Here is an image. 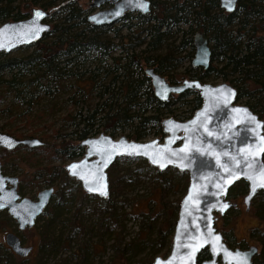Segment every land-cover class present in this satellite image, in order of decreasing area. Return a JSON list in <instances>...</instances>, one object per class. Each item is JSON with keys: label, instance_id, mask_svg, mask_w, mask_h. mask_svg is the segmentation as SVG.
Here are the masks:
<instances>
[{"label": "trees", "instance_id": "16d2710c", "mask_svg": "<svg viewBox=\"0 0 264 264\" xmlns=\"http://www.w3.org/2000/svg\"><path fill=\"white\" fill-rule=\"evenodd\" d=\"M14 2V0H0V21L3 18L24 17L31 6L50 8L48 18L54 19L48 33L51 32L55 36L43 46L42 53L35 57L29 55L27 59L28 64L31 58L36 59L31 65H35L34 69L38 70V73L30 79L35 81L36 91L41 87L45 93L60 90L65 86L62 82L63 76L70 75L73 79H78L83 73H87L86 77L91 81V88L88 87L87 90L95 86L97 89L94 94L97 99L90 111L80 115V110H77L71 115L72 125L80 123L79 127L75 126L74 129L65 132H62L61 128H52L50 133L41 132L39 136L41 138H57L60 143H66V146L52 150L53 154H60V159L80 156L82 152L78 142L74 145L69 144L65 142V136H68L67 139L70 137L78 141L85 136L94 135L97 127L111 136L116 132L120 134L128 128V132L124 135L129 139L138 140L147 132L146 123H156L157 133L161 138L159 121L166 116V112L171 110V104L179 101L189 106L190 113L172 115L178 119L188 117L200 104L197 91L190 89L171 94L166 100L161 101L155 98L149 78L143 72L142 64L150 66L167 81L173 83L182 78L209 82L210 79L219 77L222 81H227L236 89V100L243 99V103L263 119L264 135V0H237L234 10L230 12L222 10L217 0H150V9L147 13L134 12L131 15L130 12H124L118 19L129 32L127 36L129 38L124 35L119 36L126 45L123 48L124 55L109 54V51L118 44L106 36L108 31L105 28L106 24L94 25L86 20L85 14L78 6V0H21V6H19L20 2L18 4ZM56 14H61V17H55ZM133 17L136 21L130 20ZM180 24L185 27L181 28ZM196 29H199L209 42L210 54L207 67L203 69L190 66L183 72L173 71L176 65L185 56L187 57L186 54L180 55V52L185 47L190 49L193 47L192 34ZM117 30L118 27L111 29L114 33ZM177 30L180 31L179 38L177 43L173 44L174 38L171 37ZM140 33L142 35H139ZM142 45L140 50L134 51V47ZM89 50H95L101 56L91 67L88 64L95 59L90 57ZM2 54L4 53H0V57ZM106 56L110 63H105ZM22 61L24 59L17 57L0 58V83H4V87L8 90L19 85L23 90V82L17 81L21 69L27 63ZM3 69H13L17 72L10 74L8 78H1ZM87 90L82 89L81 92L88 95ZM25 102L26 107L20 112L21 114H24L32 103L30 98ZM146 111L148 112L145 113ZM96 114L99 115H97L94 129ZM76 116L79 118L74 120ZM16 135L21 134L16 133ZM28 135L31 134L28 133ZM7 152L1 148L0 157ZM262 158L264 160V151ZM120 159L124 160L126 157H117L106 170L108 195L105 198L83 193L78 182L66 176L60 168L63 177L42 212L49 217L55 216L60 206L65 205L68 196H71L68 193L70 190L75 191L74 208H78L79 203L84 202L87 197L97 199L95 213L100 220L97 226L101 229L98 233L102 234L106 231L108 235H113L114 242L110 247L119 257L122 255L125 257L123 264H150L152 257L162 245L168 244L169 247L179 197H174L167 204L165 201H160L158 205L155 202L152 206L155 207L154 210L139 209L142 222L136 237L141 234L142 228L146 229L143 234L145 236L122 241L119 231L122 224L119 220L124 219L128 212L123 210L124 197L120 196L142 177L156 179L158 181L155 184L156 192L160 197L166 196L169 190H175V184H179L178 180L183 171H178L174 167H166L158 171L155 167L147 165L143 159H139L138 166L132 169L128 167L121 169L119 166L117 169L115 165ZM141 170H143L142 173H140ZM183 179L186 182L187 177ZM183 184H181L182 188L185 189ZM245 190V181L238 179L228 188L227 195L243 194ZM250 203H254L251 212L259 221H262V225L249 228L248 234L260 243L263 253L261 264H264V190H257ZM233 209L234 207H230L226 211ZM145 220L148 221L144 224ZM74 221V217L71 216L64 223L69 228L64 237L54 235L53 231H47V223L42 225L37 248L38 257L57 252L65 245L66 240L71 239V233L74 235L77 232L96 234L84 225L81 226V223L75 224ZM119 223V229L114 231L113 227ZM151 232H153L152 235H150ZM83 245L90 246V242L86 240L80 243L78 248L81 250ZM145 246L149 248L147 255L133 259V256ZM204 255L205 250L201 249L197 260L204 258ZM14 261V255L6 248H1L0 264H16ZM66 261L67 258L61 257L55 264H63ZM33 262V264H40L38 259ZM117 263L114 262V264ZM71 264H79V261Z\"/></svg>", "mask_w": 264, "mask_h": 264}, {"label": "water", "instance_id": "95a60500", "mask_svg": "<svg viewBox=\"0 0 264 264\" xmlns=\"http://www.w3.org/2000/svg\"><path fill=\"white\" fill-rule=\"evenodd\" d=\"M236 1L232 0L230 7L226 0H217V3L222 10L230 12L234 10ZM104 3H107L106 6H101ZM88 4L97 7L85 15L86 20L94 25L117 21L124 12L144 14L150 9V0H90ZM36 12L43 15L37 18ZM49 13L50 8L31 6L24 17L2 20L0 53L39 41L50 29ZM191 42L193 53L190 65L206 68L210 54L207 38L196 29ZM143 72L149 78L152 94L158 100H166L171 94L190 89L197 91L200 104L184 119L172 116L161 118V139L135 140L124 134L113 137L102 131L79 139L82 154L63 164L65 174L77 181L84 193L105 198L108 195L106 170L117 157L143 159L158 171L166 167L183 171L187 180L177 202L168 251L163 256L154 255L150 264H157V261L160 264H169V261L171 264H251L250 255L254 246L229 248L214 222L217 215L235 206L227 190L236 180L242 179L246 183L241 198L245 210L256 191L264 190V187L258 186L264 172L261 151L264 148L263 119L246 104L237 102L236 89L227 81L211 83L182 78L173 83L150 66L143 67ZM42 144L43 140L37 136L16 137L0 131V147L4 150H11L17 145L32 147ZM237 161H240L239 167ZM74 165L77 166L75 169ZM225 168L229 171L226 172ZM233 176L238 178L227 183ZM254 183L257 187L253 193ZM16 184L17 177L3 173L0 163V210H5L14 219L18 229H23L34 224L35 218L46 207L53 187L49 185L39 189L33 199L20 195ZM89 188L99 190L89 191ZM105 190L107 194L102 195L101 191ZM225 204L228 207L221 211ZM3 242L18 256L27 255L31 248L22 244L12 231L3 234ZM203 248H206L208 257L197 260Z\"/></svg>", "mask_w": 264, "mask_h": 264}, {"label": "rangeland", "instance_id": "374dc122", "mask_svg": "<svg viewBox=\"0 0 264 264\" xmlns=\"http://www.w3.org/2000/svg\"><path fill=\"white\" fill-rule=\"evenodd\" d=\"M15 4L19 3L21 0H14ZM90 0H78V6L82 9L83 14H87L88 12L94 10L97 7L89 6ZM162 1V0H159ZM168 1V0H165ZM171 1V0H169ZM21 6V2L19 4ZM101 6H106L104 3ZM134 12H130L129 14L133 15ZM61 17V14H56L55 17ZM8 18H3L5 20ZM51 23L54 22L53 18H47ZM1 20V21H2ZM132 21H136V19L130 18ZM0 21V22H1ZM56 21V20H55ZM181 28L185 27V25L180 24ZM113 27H118L116 33L112 32L111 29ZM108 31L106 32V36L112 39L113 42L118 45L114 46L110 51V55H124L123 48L126 46L120 35H124L126 38L129 32L128 30L120 24V20L114 21L105 27ZM173 30V29H172ZM177 33V35H176ZM175 34L172 35L173 44H176L179 38L180 31L177 30ZM139 35H142L141 33ZM55 34L47 33V35L43 36L38 44H30V45H22L10 50L7 53L2 54L0 58H8V57H17L24 59L22 62H27L29 55H39L43 52V46H45L51 37H54ZM44 41V42H42ZM142 46L134 47V51L140 50ZM90 57H92L94 62H90L88 64L89 67L94 66L95 61L101 57L95 50H89ZM193 53V47L190 49L189 47H185L180 55L186 54L185 56L173 69L176 72H183L185 69L190 68V58ZM34 58H31V62L24 65L21 69L20 77L17 81L23 82V90L22 86H17L16 88H12L8 90L4 87V83H0V131H5L10 133L16 137L27 136L28 133L31 136L39 137L41 132L50 133L52 128H61L62 132L68 131L70 129H74L75 126L79 127L81 124L72 125L71 123V115L75 114L77 110H80V115L85 114L87 111L93 107L94 102L96 101V97L94 96L96 92V86L91 90H87L91 88V81L86 77L87 73H83L79 76L78 79H73V76L66 75L63 76L62 82L65 85L64 88L60 90H51V92L45 93L42 91V87L37 90V86L35 85V81H30L33 79V76L38 73V70H35V65H31L32 62H35ZM104 63V61H103ZM105 63H110L108 56L105 57ZM142 67H145V64H142ZM193 67V66H191ZM33 69V70H31ZM31 70V71H30ZM17 72V70H15ZM12 70H1V78H8L10 74L15 73ZM42 81V80H40ZM222 81L219 77H214L209 80L211 83H216ZM43 83V82H42ZM75 85V86H74ZM89 87V88H88ZM87 90L88 95H84L81 90ZM30 98L32 103L29 108L25 110L24 114L20 112L25 109L26 102L25 100ZM99 100V99H98ZM76 101V102H74ZM237 102L243 103V99H238ZM187 103H181L179 101H175L171 104V110L166 112V116L172 115H180V114H188L190 113V109L188 108ZM146 111L145 113H147ZM97 115H95L94 119V129L95 124L97 122ZM173 117V116H172ZM79 117L76 116L74 120H77ZM135 122V121H134ZM146 133L143 137L138 140H144L148 138L157 137L159 138V133L156 128V123H146L145 124ZM9 130L10 132L6 131ZM100 128H96V133L100 132ZM128 132V128H125L122 133L124 134ZM16 133H20L21 135H16ZM107 133V132H105ZM94 134V135H95ZM116 132L113 137L120 135ZM68 136L64 137L65 142L69 144H77L76 139H67ZM43 144L33 147V148H25L24 146H16L12 150L8 151L3 157H0L1 162V171L5 174L15 175L17 177V190L20 195L27 196L30 198H34L36 192L46 186L51 185L53 187V193L57 190L58 185L60 184V180L63 177V164L66 162L77 159L80 156H75L73 158H64L60 159V154H53V149H60L62 146H66V143H60L57 138L51 137H42ZM68 145V144H67ZM1 149V147H0ZM140 158H127L124 160H118L117 165L115 167L118 169V166L122 168H134L136 165L138 166ZM63 172H62V170ZM143 170L140 171L142 173ZM66 175V174H65ZM67 176V175H66ZM186 176V173L183 172L179 177L178 183L175 184V190H169L166 196L160 197V195L155 190V184L158 182L156 179H148L142 177L139 179V182L136 181L132 187L127 189L120 197H124V206L123 210L128 213L125 215L124 219L119 220L122 224V228L120 231V236L122 241H128V239H136L144 237L143 235L146 229L142 228L141 234L136 237L137 231H139L140 224L142 219L139 215V209L147 210L151 208L155 202L157 205L160 201H165L166 204L168 201L173 199L174 197H180L184 189L181 185H186L183 177ZM176 180V179H175ZM75 191L70 190L68 193L71 196H68L65 205L60 206L59 212L53 216L49 217L46 213L41 212L34 221V224L29 228H23L21 230H15L14 221L11 217L6 214V211H0V243L2 242V236L4 231H14L17 235L20 236L22 240V244L24 245H36L38 243V231L42 230L41 226L46 225L47 223V231L52 232L54 235L57 234L59 237H63L66 232L68 233V226L64 225L66 220L70 219L71 216L74 217L75 224L81 223V226L87 227L92 232L96 234L90 233H76L75 235L71 233V239L65 241V246L61 247L57 250V252L43 254L40 256V264H55L59 261L61 257L67 258L66 263L63 264H71L77 263L79 264H114V262H118L117 264H123V255L119 257L117 253H115L111 246L113 243V235H108L106 231L102 234L98 232L101 231L100 227L97 226L100 221L97 213H95V209L97 208V199H92L87 197L86 200L78 205V208H74V200ZM242 193L229 195L228 197L231 200L235 201L234 209L231 211H226L221 216H217L215 226L217 229H223L225 235L228 238V241L231 244L239 242L243 245L255 244L253 238H251L248 234V229L256 226L262 225V221H259L256 215L251 212L252 205L255 203H250L247 210L244 209V205L242 203ZM144 196V198H140ZM67 198V197H66ZM70 198V199H69ZM154 200V201H153ZM128 202V203H127ZM127 203V204H126ZM139 203V204H138ZM97 210V209H96ZM177 211V210H176ZM133 212V213H132ZM149 213H151L149 211ZM176 213V212H175ZM96 217V218H95ZM148 220H145L144 224ZM94 223V224H93ZM96 225V227H95ZM120 223L113 227V230L116 231L119 229ZM105 230V229H104ZM84 231V230H83ZM151 232L150 235H152ZM76 236V238H74ZM115 236V235H114ZM98 238L100 242L98 243ZM90 242V246H81L80 250L79 244L84 241ZM93 244V245H92ZM256 245V244H255ZM1 250V248H0ZM82 251V253H79ZM149 251V248L145 246L143 249L138 251L133 259L146 256ZM168 251V244L162 245L159 250L155 253L158 255H165ZM117 252V251H116ZM36 250L30 252L29 254L20 257L14 255V262L16 264H33L34 256L36 254ZM81 254V255H80ZM114 255V258H112ZM114 259V261H113ZM126 260V259H125ZM61 264V263H60Z\"/></svg>", "mask_w": 264, "mask_h": 264}, {"label": "flooded vegetation", "instance_id": "af4514ba", "mask_svg": "<svg viewBox=\"0 0 264 264\" xmlns=\"http://www.w3.org/2000/svg\"><path fill=\"white\" fill-rule=\"evenodd\" d=\"M105 4H107V3H105ZM106 25H108V24H106ZM37 42V41H36ZM36 42H34V43H31V44H35ZM30 45V44H29ZM194 67V66H193ZM195 67H197V66H195ZM166 117V116H165ZM186 118V117H185ZM178 119V118H177ZM182 119H184V118H182ZM28 136H31V135H27L26 137H28ZM20 137H24V136H20ZM41 139V138H40ZM159 139H161V138H159ZM44 143V142H43ZM17 146H24V145H17ZM39 146V145H38ZM81 146V145H80ZM25 148H27V149H29V148H33V147H36V146H32V147H26V146H24ZM82 147V146H81ZM15 148V147H14ZM3 149V148H2ZM12 150V149H11ZM6 151H10V150H6ZM83 151V150H82ZM81 154H82V152H81ZM1 163V162H0ZM18 180V179H17ZM16 188H17V186H16ZM18 191V190H17ZM53 193V192H52ZM84 193V192H83ZM86 194V193H85ZM52 195V194H51ZM51 197V196H50ZM34 199V198H33ZM81 203H83V202H80L79 203V205L81 204ZM48 204V203H47ZM1 210H3V209H1ZM4 211V210H3ZM226 212V211H225ZM7 214V213H6ZM223 215V213L221 214V216ZM217 216H220V215H217ZM13 221H14V219L13 218H11ZM217 219V218H216ZM215 222H216V220H215ZM215 222H214V224H215ZM14 224H15V227H14V229L15 230H21V229H18L17 228V226H16V223H15V221H14ZM257 226H260V225H257ZM216 227V226H215ZM25 228H29V227H25ZM217 229V228H216ZM217 230H219L220 231V233H221V236H222V240H223V242H225V244L227 245V246H229V248H231V249H233V248H239V249H246V248H248L250 245H252V246H254V250H253V252H252V254L250 255V262H251V264H261L262 262H263V253H262V250H261V245H260V243L258 242V240L256 239V238H253L254 239V241H255V244H248V245H243V244H241V243H239V242H236V243H234V244H231L229 241H228V238H227V236L225 235V232H224V230L223 229H217ZM6 231H4L3 232V234L5 233ZM12 232H14V231H12ZM15 233V232H14ZM40 232L38 231V235H39V238H38V243L36 244V245H34V244H32V245H30L31 246V248H30V250H29V252L27 253V254H29L30 252H32L33 250H34V252H35V250H36V254H35V256H34V261L35 260H39V258H40V256H39V258H38V250H37V248H38V244H39V242H40V234H39ZM18 237H19V240H20V242L21 243H23L22 242V240H21V238H20V236L18 235ZM64 237V236H63ZM0 245H1V248H6L8 251H10L11 252V250L6 246V244L3 242V236H2V242L0 243ZM65 246V245H64ZM63 246V247H64ZM204 250H205V255H204V258H206V257H208V253H207V250H206V248H203ZM12 253V252H11ZM13 255H15L14 253H12ZM18 256V255H17ZM20 257H23V256H20ZM217 259H218V256H217ZM39 262H40V260H39Z\"/></svg>", "mask_w": 264, "mask_h": 264}, {"label": "snow or ice", "instance_id": "6c2138e0", "mask_svg": "<svg viewBox=\"0 0 264 264\" xmlns=\"http://www.w3.org/2000/svg\"><path fill=\"white\" fill-rule=\"evenodd\" d=\"M231 3H232V0H226V4H227V6L230 7V6H231ZM145 7H146V6H145ZM35 15H36L37 18H39V17H41V16L43 15V13L36 12ZM209 135H211V133H209ZM181 151H184V150L182 149ZM261 151H264V148H261ZM109 159H110V157H109ZM107 163H108V161L106 160V161L104 162V166H105V167L107 166ZM239 164H240V161H237V167H239ZM161 166L163 167V165H161ZM72 167H73V169H75L77 166L74 165V166H72ZM249 167H251V165H249ZM225 171L227 172V171H229V169H228V168H225ZM73 174H76L75 171H73ZM81 178L83 179V177H81ZM233 178H238V176H233L232 178L228 179L226 182H227V183H231ZM247 178H248V179H252L251 176H247ZM258 186H259V187H264V172L261 173L260 183H259ZM256 187H257V185L254 183V184H253V187H252V192H253V193L255 192ZM88 190H89V191H94V190H99V189L89 188ZM101 194H102V195H106V194H107V193H106V190H105V191H101ZM249 199H250V197H249ZM0 206H2V205H0ZM227 207H228L227 204L223 205V208L221 209V211H223V209H224V208H227ZM216 240L219 241V237H216ZM157 264H160V261H157ZM169 264H171V261H169Z\"/></svg>", "mask_w": 264, "mask_h": 264}]
</instances>
